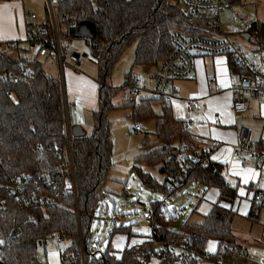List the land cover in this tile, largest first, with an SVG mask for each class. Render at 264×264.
I'll return each instance as SVG.
<instances>
[{"label": "trees", "instance_id": "obj_1", "mask_svg": "<svg viewBox=\"0 0 264 264\" xmlns=\"http://www.w3.org/2000/svg\"><path fill=\"white\" fill-rule=\"evenodd\" d=\"M241 2L228 0L234 5ZM51 3L59 29L74 22L69 27L72 38L78 37L80 23H94L95 37L102 44L96 56L99 107L93 111V131L74 136L67 123L65 88L59 77L45 72L42 56L31 53L34 48L37 50V43L32 39L11 41L13 46L8 48L0 41L4 46L0 49V74L21 67L31 69L29 75L16 81L0 79V264H47L38 257L39 243L55 234H65L73 241L65 251L74 264H82L81 237L86 264H143L145 257L156 254L160 244L169 246L168 256L156 264H218L222 245H234L235 211L230 203L237 197V189L227 185L222 165L212 160L176 162L181 156L177 147L184 143L190 146V140L168 101L156 96L143 98L139 105L132 100L125 103L132 106L136 119L156 116L153 105L163 103L162 113L156 119L157 142L174 151V159L165 161L161 146L147 148L140 156L141 162L160 164L159 170L167 179L161 183L140 168L143 184L165 191L171 179L179 182L178 187L183 181H202L220 188V201L213 204L203 220H187L180 231L171 229L170 220L176 217L166 204L153 201L150 205L157 225L142 242L121 250L109 245L100 256L88 244L95 209L97 206L104 209L111 198L105 184L113 164L109 115L116 107L113 99L119 92L110 84L114 63L128 45L137 41L134 66L158 65L173 52L171 35L175 31L201 35L208 23L185 13L176 0H51ZM43 23L39 36L51 44L49 7ZM246 31L264 49V21H253ZM176 138H179L177 145L173 143ZM256 145L264 147L263 142ZM260 192L256 190L258 197ZM221 200L230 202L229 206ZM14 229L18 231L15 235ZM117 231L126 232L129 239L133 235L123 224L116 226L112 234ZM185 237H189L188 245ZM210 239L219 241L218 252L206 249ZM182 249L185 255L178 261L177 251ZM231 255L232 250L226 253V258Z\"/></svg>", "mask_w": 264, "mask_h": 264}, {"label": "crops", "instance_id": "obj_2", "mask_svg": "<svg viewBox=\"0 0 264 264\" xmlns=\"http://www.w3.org/2000/svg\"><path fill=\"white\" fill-rule=\"evenodd\" d=\"M34 22L31 14L29 15L27 12L25 0H0L1 42L26 41L29 36V25H33ZM159 68L160 66L153 69L155 70L154 73H152L151 68L147 67H143L141 70L152 74L151 77H154L155 81ZM239 72L240 69L226 55L201 57L197 60L193 76L175 83L176 96L168 103L174 117L182 122H190L185 131H187L190 146L194 151H202L206 145L216 144L210 159L218 165H222L221 170L226 176L227 185L237 189V197L233 204L221 200L222 204L227 207L230 203L235 211L232 222L234 250L231 259L236 261V264H264V169L257 163H241L238 160H232L230 157L237 144V131L240 126H246V124L250 126L251 138L255 145L257 143L259 145L260 142L264 143V98H250L249 109L244 113L233 111L232 84L238 79ZM136 73L139 74V72ZM99 86L96 79L80 71L79 67L66 66L64 76L66 103L68 100L75 103L78 99L86 114V123L92 125L93 122V127V111L99 107ZM187 99H193L197 107L188 109L185 105ZM158 104L161 105V112H159L161 114L163 103ZM135 122H138L136 118ZM77 124H80L84 132L88 133L82 123H75L74 125ZM157 139L156 135L152 147H159L163 144L157 142ZM178 142L179 138L173 141L176 145ZM155 166L159 168L160 164ZM248 169H253L256 174L245 183V174ZM189 184L203 187L202 196L198 198L194 212H198L204 218L213 204L220 201L221 190L215 185L208 186L202 181H183L180 182L179 187ZM257 189L262 190L259 197L256 194ZM254 206L258 212L254 211ZM173 215L176 216V213ZM146 238H139V241L134 244L140 243ZM208 243L206 245L208 251L216 253L220 250L221 246L217 239L210 241V244ZM43 244L46 246V242ZM114 247L115 250H121L125 246ZM241 251L245 255L239 258L237 253ZM46 256L49 264H60V251H47Z\"/></svg>", "mask_w": 264, "mask_h": 264}, {"label": "rangeland", "instance_id": "obj_3", "mask_svg": "<svg viewBox=\"0 0 264 264\" xmlns=\"http://www.w3.org/2000/svg\"><path fill=\"white\" fill-rule=\"evenodd\" d=\"M48 1L49 0H25L28 14L35 13L37 15L38 18L35 20L36 22H44L46 20L47 7L49 6ZM242 1L243 2L235 5L228 4L223 13L224 19L229 18L234 10H238L250 16L257 17L260 20H264V0ZM233 28L242 29L243 24L241 22L235 23L233 24ZM225 29L228 30L230 27L226 25ZM62 30H65V27L60 28L59 31L61 46L64 49L68 47L66 50L67 61L69 62V53L78 48L83 49L86 52V56L82 59V65L79 66V69L86 75L98 81L99 66L89 42L85 37H74L71 39L65 38V36H62L61 34ZM243 43L247 47L255 49L252 42L243 40ZM136 45L137 41L128 45L111 69L110 84L119 89V92L113 99L116 107L109 115L113 139V164L105 188L110 191L111 198H109L107 203L105 202L107 205L104 209L100 208V206L96 207L89 234L90 241L88 242L91 251L98 256L106 251L109 245L113 248L117 245H123L126 247V244H134L139 241V238H146L151 235L153 227L149 224L148 220V206L153 201H161L164 198V191L145 186L139 175V169L141 168L144 172L151 173L161 183L167 179V175L160 172L157 166L141 162L140 160V156L147 150V148H151L153 142L156 140V119L159 112H161V105L156 104L153 106L156 116L146 119H137V121L143 126V129L135 131L133 130L135 118L131 113V105L129 106L125 104L131 98L128 86L130 72H139L143 81L149 85L154 83V77H151L152 74L141 70L143 69V66H134ZM3 48L4 46L0 45V49ZM31 53L35 55L37 53L36 48H34ZM251 53L252 55L256 54V58H259L261 51L260 49H257ZM40 59L43 62L46 73L54 77L62 78L61 70L56 63L55 55L42 57ZM66 66L65 63L63 76H65ZM159 66L160 65L151 66L152 73L155 71L153 69L158 68ZM146 95L149 94H141L143 97ZM67 104L66 109L71 127L75 123H82L88 134H90L93 131V122L92 125L86 123V114L81 107L79 100L76 99L75 103H71L68 100ZM246 126L251 130L249 125L246 124ZM202 193V186L197 187L189 184L178 188L173 199L166 205L169 212L171 211L173 214L176 213V218L170 220L169 224L172 230L180 231L187 220L193 222L201 221L203 219L202 215H199L198 212H194V206L196 205L198 198L202 196ZM101 210L102 212L104 210V212L102 213ZM122 224L131 229L133 235L130 239L126 232L117 231L112 234L113 229ZM210 241H215V239H211ZM210 241L208 244H210ZM44 242H46V246H44ZM72 242L73 241L70 238L63 242V250L67 249ZM56 244V234L41 240L37 253L39 259L41 261L45 260L46 263L49 264L46 256L47 251H59L56 248ZM59 263L74 264L71 262L70 258L63 260L61 256Z\"/></svg>", "mask_w": 264, "mask_h": 264}, {"label": "built area", "instance_id": "obj_4", "mask_svg": "<svg viewBox=\"0 0 264 264\" xmlns=\"http://www.w3.org/2000/svg\"><path fill=\"white\" fill-rule=\"evenodd\" d=\"M176 1L185 13L208 23L206 32L201 35L191 36L186 35L181 31H175L171 35V43L174 50L171 55L161 63L153 84L149 85L145 83L140 74L132 72L128 83L131 100L139 105L141 104L142 99L145 98V96L143 97L141 94L146 93L149 94L148 96L161 97L169 101L176 96L177 88L175 83L180 80L189 79L193 76L199 58L205 56L216 57L226 55L240 69L238 79L232 84V109L235 113H244L248 111L250 98H264V49H260V45L255 42V37L246 31L247 27L253 21L258 20V18L234 10L229 18L224 19L223 13L229 4L228 0ZM48 2L51 15L53 41L50 44L47 39H42L39 36V31L44 28V23L39 21H35V25H29L28 39H32L37 43V52L40 56L50 57L55 55L57 66L61 70L62 78H60V80L64 86L63 72L65 63L66 65H72L74 68H78L82 65V59L86 56V52L83 49H75L68 54L69 62L67 61L66 50L68 47L64 49L61 46L60 31L55 20L51 0ZM31 18L36 20L38 17L35 13H31ZM238 22L243 24L242 29L233 28V24ZM73 25L74 22H69L67 25H64L63 27H65V30L61 31L62 36L71 39L72 37L69 27ZM226 25H228L230 29L226 30ZM245 33L249 34V38L243 36ZM86 40L89 42L93 53L96 52L97 49L100 50L102 44L98 38L87 37ZM243 40L252 42L255 49L247 47L243 43ZM5 44L8 48L13 46L11 41H7ZM257 49H260L261 51L259 58H256V54L252 55L251 53ZM30 73L31 69L29 67H21L19 70L0 74V79L3 81L9 79L16 81ZM232 78H234L233 75ZM185 105L188 109H194L197 107V104L193 99H187ZM189 125V121H184V130H186ZM133 129L135 131H140L142 130V125L139 122H135ZM214 148H216V144L206 145L202 151H194L189 144H181L177 147L181 152V156L176 158V162L182 164L185 160L199 159L200 161L207 163L211 160L210 155ZM160 150L165 155V161H172L174 159L175 156L172 149L161 146ZM230 157L232 160H238L241 163H257L261 165L262 169H264V148H259L253 143L251 130L247 126L243 125L238 128L237 144L233 148ZM177 188L178 181L175 179L169 180L165 187L164 198L161 201L167 205V203L173 199ZM255 211L258 212V209ZM148 213L149 224L152 227H155L157 225V220L151 209V205L148 206ZM31 219H33V216H31ZM68 238L69 237L65 234L57 235L56 248L60 251L63 260L70 258L65 249L63 250L62 248V243L67 241ZM189 241V237H185V243L187 245L189 244ZM80 245L82 251V263L86 264L82 237L80 239ZM168 250V245H158L156 248V254L152 257H145L142 260L143 264H156L157 261L166 259L168 256ZM231 250H234L233 246H230L227 243L222 245L221 250L218 252V264H236V261L233 259L226 258V253ZM237 254L239 258L244 257L245 255L242 251ZM184 255L185 251L183 249L177 251V260H181Z\"/></svg>", "mask_w": 264, "mask_h": 264}, {"label": "water", "instance_id": "obj_5", "mask_svg": "<svg viewBox=\"0 0 264 264\" xmlns=\"http://www.w3.org/2000/svg\"><path fill=\"white\" fill-rule=\"evenodd\" d=\"M243 36L245 38H249V34L248 33H245ZM78 37H85V38H87V37H91V38L95 37L94 23L91 22V21H84V22L80 23V25L78 27ZM99 53H100V50L97 49V51L94 52V55L98 56ZM67 123H68V126L70 127V130H71V132H72V134L74 136H80V135L85 134V132H84V130H83V128H82V126L80 124L73 125L71 127L69 119H68V113H67ZM17 232L18 231L16 229H14L13 234L15 235V234H17Z\"/></svg>", "mask_w": 264, "mask_h": 264}, {"label": "snow or ice", "instance_id": "obj_6", "mask_svg": "<svg viewBox=\"0 0 264 264\" xmlns=\"http://www.w3.org/2000/svg\"><path fill=\"white\" fill-rule=\"evenodd\" d=\"M239 175V173H237ZM256 173L254 172L253 169H248L246 174H245V180L244 182L246 183L247 180L251 177V176H254ZM241 194H243V192H241ZM117 247H119V245H117Z\"/></svg>", "mask_w": 264, "mask_h": 264}]
</instances>
